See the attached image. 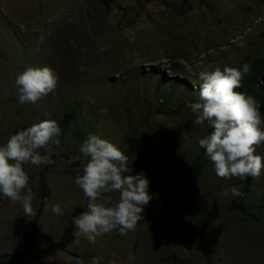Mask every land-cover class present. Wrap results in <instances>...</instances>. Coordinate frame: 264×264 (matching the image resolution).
<instances>
[{
    "label": "rangeland",
    "instance_id": "rangeland-1",
    "mask_svg": "<svg viewBox=\"0 0 264 264\" xmlns=\"http://www.w3.org/2000/svg\"><path fill=\"white\" fill-rule=\"evenodd\" d=\"M244 63L264 64V0H112L107 8L99 0H0V146L43 120H55L62 129L60 146H53L54 164L24 166L35 213L41 176L45 181L37 246L58 241L66 219L85 201L74 181L86 163L76 157L88 135L124 150L126 137L151 131L165 168L173 160L198 161L196 184L209 206L205 248L212 264H264V171L248 177V191L237 197L249 214L227 211L236 197L219 194L232 187L242 191L245 180L216 176L198 144L213 129L207 122L195 125L186 106L198 100L200 71ZM29 66L53 69L58 87L36 104L21 105L15 78ZM241 84L238 91L254 96L264 116V83ZM255 154L264 156V144ZM118 199L119 192L105 193L102 202L112 206ZM56 203L62 215L51 212ZM175 203L188 218L179 191ZM160 205L156 196L144 211L150 208L156 216ZM148 219L145 215L126 235L105 234L95 245L74 225L67 253L29 264H91L93 257L100 264H207L194 233L164 244ZM32 220L20 203L0 194V264L2 255L23 250L22 234Z\"/></svg>",
    "mask_w": 264,
    "mask_h": 264
},
{
    "label": "clouds",
    "instance_id": "clouds-1",
    "mask_svg": "<svg viewBox=\"0 0 264 264\" xmlns=\"http://www.w3.org/2000/svg\"><path fill=\"white\" fill-rule=\"evenodd\" d=\"M250 71L248 63L239 68L224 65L223 69L216 66L212 71H200L198 100L186 105L195 114V125L207 122L213 129L198 144L212 162L216 176L222 179L259 178L264 171V156L255 154L256 147L264 144V116L254 96L236 91L242 86L243 76ZM58 82V74L50 67L29 66L15 78L19 103L36 104L54 93ZM101 111L106 114V110ZM61 132L57 121L43 120L18 130L0 146V194L20 203L23 215L29 220L36 215L32 206L35 193L29 186L24 166L54 164L53 146H60ZM80 154L76 159L82 158L86 163L74 183L87 200V210L73 220L78 234L95 245L99 237L114 230L121 235L134 231L144 219L145 206L153 198L148 190L149 179L143 171L131 174L128 156L97 134L88 135ZM112 192H119L118 202L106 206L102 202L103 194ZM229 195L242 198L244 193L232 187L219 194L220 198ZM50 208L54 215L63 214L59 203ZM100 260L93 257L91 264H100ZM77 264L83 261L77 260Z\"/></svg>",
    "mask_w": 264,
    "mask_h": 264
},
{
    "label": "trees",
    "instance_id": "trees-1",
    "mask_svg": "<svg viewBox=\"0 0 264 264\" xmlns=\"http://www.w3.org/2000/svg\"><path fill=\"white\" fill-rule=\"evenodd\" d=\"M99 1L100 5L104 8H107L112 2V0ZM258 80L264 83V64L255 63L251 66V71L244 76L243 85L249 87L257 83ZM67 123L64 122L63 124ZM211 132V129L207 130V135H210ZM153 138L154 134L151 131H144L140 135L126 137L125 149L122 150L128 156V167L131 168V174L135 175L143 171L149 179L148 190L153 197L151 201L156 196L160 198L161 205L157 209V215L153 216L152 210L147 208L142 213V216H149L148 222L152 231L157 237L162 239L164 244H168L176 235L188 237L190 233H194L197 236L198 245L205 262L212 264L205 248V238L207 232L210 231L209 206L206 200L199 194L196 184L200 172L198 161L195 160L187 164L183 160H173L165 168L158 160ZM248 184L249 180L246 179L242 189L244 195L248 191ZM44 186L45 181L43 176H41L37 189L39 206L27 230L22 234L23 250L10 255H2L1 257L5 259V264H29L33 261H42L54 257L60 252L67 253V247L73 240V220L83 211L87 210V200L85 198L81 206L75 207L66 219V227L62 231L60 239L49 243L44 248H39L34 235L37 220L43 209L42 205L45 194L42 192V189ZM178 191L183 211L188 215V218L183 217L177 209L175 196ZM168 196L171 198L168 199ZM262 205H264V202H262ZM227 211H239L245 215L249 214L240 198L237 197L229 202Z\"/></svg>",
    "mask_w": 264,
    "mask_h": 264
}]
</instances>
